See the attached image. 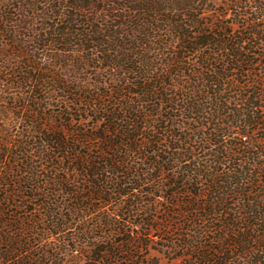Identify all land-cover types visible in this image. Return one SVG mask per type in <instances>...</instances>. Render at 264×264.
<instances>
[{
    "label": "trees",
    "instance_id": "obj_1",
    "mask_svg": "<svg viewBox=\"0 0 264 264\" xmlns=\"http://www.w3.org/2000/svg\"><path fill=\"white\" fill-rule=\"evenodd\" d=\"M215 2L16 0L44 24L27 35L1 16V80L30 96L19 135L0 131L1 264H264V0L224 21ZM51 95L58 120L35 110ZM40 222L76 224L54 257L27 251Z\"/></svg>",
    "mask_w": 264,
    "mask_h": 264
},
{
    "label": "rangeland",
    "instance_id": "obj_2",
    "mask_svg": "<svg viewBox=\"0 0 264 264\" xmlns=\"http://www.w3.org/2000/svg\"><path fill=\"white\" fill-rule=\"evenodd\" d=\"M229 3V5L227 6L226 4ZM232 2L231 0H216L215 3H211L212 7H208L207 11L209 13L210 16H207V19H211V18H216L218 16V18L221 21H224L226 19H228V17L231 15L230 13L232 12V16L231 18H233V11L235 10V6L231 5ZM255 5L253 4V6L251 7V9H255ZM251 9H249V12L251 11ZM243 13H245L244 11H241ZM223 14L221 17L220 15ZM225 14H227L225 16ZM1 16H3L4 18H8L11 19L12 17L15 18L17 20L16 23H21L22 25H24V27H17V30H19V28H23L25 29L24 32L27 34H33V33H37L40 32L39 29L41 26H43L44 24L41 21H37V20H33V16H31L29 14V11H21L20 9H18L17 5H16V0H0V18H2ZM6 20V19H5ZM10 24V23H9ZM8 24V27L10 26ZM9 34V33H7ZM13 34V33H11ZM22 39H24L25 41H27V47L28 48H32L31 44L32 42L30 41L31 39L28 36H24L22 37ZM20 44H13V46H19ZM48 49V48H47ZM7 51H10L11 48L7 46ZM40 53L42 52V54L40 55L38 60V63L40 65V67H42L43 69H49V68H54L55 64L54 61H51V58L49 56L50 53L53 54V56L55 54L58 53H54L51 50L49 51H39ZM46 53H48V56L46 55ZM59 56V55H57ZM20 61V59L17 60H8L6 61V63L9 65V68L14 69L17 65V63ZM61 61L66 63V58L65 56H61ZM22 66L24 64H21ZM57 71V68L55 70V72ZM92 71V70H89ZM89 71L87 72H83L80 75H78L81 79L83 80H92V79H88L89 76ZM13 72V71H12ZM59 72V71H57ZM9 74H11L10 70H6V71H0V131L2 130H7L8 133H12V134H17L19 135V133L21 132L22 126L27 124L26 123V119L25 118H21V114L24 116H28L27 112H24L23 109H16L15 113H13L12 107L13 105H20L24 104L23 101V97L26 98H30L29 94L26 93H19V91L17 89L14 88H9V86H4L5 85V81L3 82V80H10L13 79V77H11ZM41 74H45V76H50L49 73H43V71H41ZM13 76V75H12ZM94 77V76H93ZM93 83V80H92ZM26 88V85H25ZM24 88V89H25ZM27 90V88H26ZM29 90V89H28ZM36 95L40 98L43 96V92H40V90H36ZM52 96V95H51ZM49 100V99H48ZM45 100L41 103V106H35V110H39L41 109L42 112H45L46 114H50L54 117L55 120H58L56 117V114H59V109H60V104L58 102H56L57 99H54V96H52V98L48 101ZM15 101L17 102V104H14ZM58 104V105H57ZM18 113H20L18 115ZM26 113V114H25ZM17 115V116H16ZM43 115L42 117L39 118L38 122H45L43 120ZM49 117V118H50ZM48 120V119H47ZM6 145L1 146L2 152H3V148L4 150H7L8 148L5 147ZM14 156V153H8L6 156L2 157V154H0V170L5 169L7 166V161L10 160V158H12ZM19 156H23L21 155V153H19ZM2 158V159H1ZM3 172V171H2ZM178 172V171H177ZM1 176V173H0ZM27 207L25 209L22 210H30L33 209L35 207L34 204L29 203L26 205ZM110 207H102L100 210V213H102L104 210H108ZM19 210V209H18ZM21 211V210H20ZM95 214V213H94ZM91 214V215H94ZM91 215L87 216L85 218L86 221L90 222L91 221ZM141 218V217H138ZM45 223L40 222L39 223V227L42 229H38L39 234L38 236L35 233H30V229L26 232V237L28 236V242L29 240H31L32 244L29 245L28 248V252L29 253H33V254H37V255H41L42 252L45 253V251L50 252V254L52 255V257H54L56 253L55 251V246H57L59 243V237L62 236H66L70 233H75V227H72L69 229V232L67 234H58V235H45L42 232H46V226L44 225ZM80 224V223H78ZM45 228V229H43ZM100 230H96L97 233H99ZM152 232H154V229H152ZM25 233V232H24ZM82 244V242H81ZM63 246V244L61 245ZM25 249V248H24ZM25 254V253H23ZM152 254H159L158 252H156L155 250L152 251ZM160 255V254H159ZM71 255H69L68 257H61L63 258V260L61 261H55V259L52 258H48V255H44L43 256V260H49L48 262H50L49 264H87V259L86 257L82 256L81 254H78L76 251L73 252L71 258ZM68 259V260H67ZM70 259V260H69ZM15 261L19 260L18 257L14 258ZM168 258H162L161 259V264H168L167 263ZM1 264V263H0ZM174 264H180L178 262H174Z\"/></svg>",
    "mask_w": 264,
    "mask_h": 264
}]
</instances>
